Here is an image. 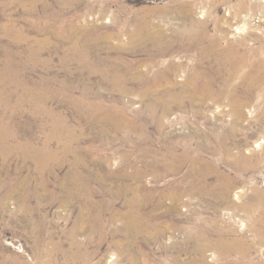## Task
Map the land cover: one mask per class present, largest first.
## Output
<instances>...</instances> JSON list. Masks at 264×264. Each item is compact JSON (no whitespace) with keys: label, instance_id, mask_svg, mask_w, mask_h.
<instances>
[{"label":"rangeland","instance_id":"1","mask_svg":"<svg viewBox=\"0 0 264 264\" xmlns=\"http://www.w3.org/2000/svg\"><path fill=\"white\" fill-rule=\"evenodd\" d=\"M238 263L264 264V0H0V264Z\"/></svg>","mask_w":264,"mask_h":264},{"label":"bare ground","instance_id":"2","mask_svg":"<svg viewBox=\"0 0 264 264\" xmlns=\"http://www.w3.org/2000/svg\"><path fill=\"white\" fill-rule=\"evenodd\" d=\"M149 24V23H148ZM144 26V25H143ZM147 26V25H146ZM145 26V27H146ZM149 27V26H148ZM147 27V28H148ZM141 28V29H140ZM138 30H137V32H135V34L138 36V35H143L144 37H147L146 35H145V33H146V31L147 30H143L142 29V26L140 27ZM151 36V35H150ZM191 37V36H190ZM141 39H143V38H141ZM194 39H196V36H194ZM146 40V39H145ZM213 43H214V41H213ZM216 43V42H215ZM214 43V44H215ZM207 50H210L209 48L207 49ZM211 51V50H210ZM167 77V76H166ZM203 90H204V88H202ZM201 90V89H200ZM199 90V91H200ZM210 92V91H209ZM178 98V97H177ZM232 101V100H231ZM248 102V101H247ZM233 104H235V106H242V105H240L241 103H240V101L238 100H236L235 102H233ZM246 104V103H245ZM245 106V105H244ZM234 108V107H233ZM207 184V183H206ZM223 186V185H222ZM231 187L230 188H228V187H226V190H225V193H229L230 191H231ZM227 195V194H226ZM246 210H248V211H250V209L249 208H247ZM134 217V216H133ZM136 218V217H135ZM131 219H132V217H131ZM134 219V218H133ZM248 246V247H247ZM250 247H249V245H248V243L246 242L245 243V241H243L242 239H239V238H237V239H233V240H231V241H229V242H226L225 240L222 242V243H218V244H216V246H215V249L216 250H218V252L219 253H221L222 255H231V254H234V253H242V254H245V256L247 255L248 256V253H249V251H250V249H249ZM241 254V255H242ZM244 259V258H243ZM86 261V260H85ZM254 263V262H253ZM239 264V263H238Z\"/></svg>","mask_w":264,"mask_h":264}]
</instances>
